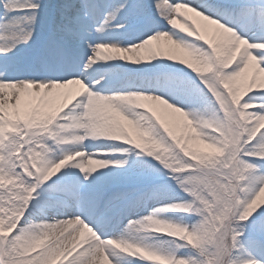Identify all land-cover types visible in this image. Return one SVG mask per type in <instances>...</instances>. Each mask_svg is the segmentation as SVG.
Returning a JSON list of instances; mask_svg holds the SVG:
<instances>
[{
	"label": "snow or ice",
	"instance_id": "obj_1",
	"mask_svg": "<svg viewBox=\"0 0 264 264\" xmlns=\"http://www.w3.org/2000/svg\"><path fill=\"white\" fill-rule=\"evenodd\" d=\"M0 8V264H264V0Z\"/></svg>",
	"mask_w": 264,
	"mask_h": 264
},
{
	"label": "rangeland",
	"instance_id": "obj_2",
	"mask_svg": "<svg viewBox=\"0 0 264 264\" xmlns=\"http://www.w3.org/2000/svg\"><path fill=\"white\" fill-rule=\"evenodd\" d=\"M200 1V0H199ZM205 1V0H203ZM206 2H210L213 3L215 2V0H206ZM3 9L0 8V13H2ZM198 20V18L196 19ZM24 50H28V49H22L19 51V53L24 52ZM28 53V52H27ZM27 53H25L24 55L21 56H17L16 59L19 60L20 58H22L23 56L27 55ZM130 67V66H128ZM177 68H179L180 66H176ZM105 73L103 72V69L96 75L95 78L99 79L100 76L104 75ZM136 81V80H135ZM134 81V82H135ZM71 91L70 92H74V91H78L79 90V86L78 85H74V86H70L69 88ZM68 91V90H65ZM246 98V96L244 97ZM259 102V101H257ZM177 115L178 114H174ZM192 128H194V125L191 126ZM264 130V129H262ZM200 133L199 129H195L193 132H190V135H198ZM177 134L179 136H183L184 133V129L183 126H181V128L179 129V131L177 132ZM200 138L202 139V135L200 136ZM92 141V142H91ZM94 140H88L85 142L84 147L87 148L88 152L92 153V152H96L97 150L103 148L106 151H110V152H114L116 155L114 156H106L103 157L106 160H119V161H124L127 160L128 162V166L133 168L136 172H143L147 169L148 165L152 164V165H157V161L154 158L148 157L145 153L140 152V150H137L134 148V146H130V145H126L121 141H107V140H103L98 141L99 143H102L103 145L98 147L96 145L95 148L92 145V143ZM117 143H121V146L118 145ZM91 144V145H90ZM106 144V145H104ZM117 144V145H116ZM129 149L128 154L126 155H120V153L123 151V149ZM80 159V158H77ZM87 165L86 161H82ZM72 163V162H69ZM88 167H92L91 165H87ZM98 171L100 169H97ZM71 171H76L78 174V170H71ZM108 171V170H105ZM161 171H163L161 169ZM99 175V173H98ZM167 181V177L166 176H160L155 183L157 184H164ZM7 184V183H5ZM11 185H5V189L10 188ZM119 185L114 186V190L115 188H118ZM171 195H173L168 189H164V191L161 194V197L159 199H149L146 201V203L140 205L138 208H136L133 212V214L128 218V219H124L122 224L120 225V230L121 228L124 229V227H126L129 223V219H139L142 216H147L149 213H151L152 211H154L156 208H159L162 206V204L164 202H167V197H170ZM180 196H183V193L179 194ZM264 206V204L258 205L257 210H259V207ZM161 218L164 219H179V217L175 216L172 213H163L161 214ZM184 222L187 224H193L195 222V220L197 219L196 217H184ZM158 244H160V246L162 247H169V243H168V238L167 237H161L158 241H156ZM139 254H137L138 258ZM135 263V262H134ZM125 264H127V262H125ZM147 264H155L154 261H147Z\"/></svg>",
	"mask_w": 264,
	"mask_h": 264
},
{
	"label": "bare ground",
	"instance_id": "obj_3",
	"mask_svg": "<svg viewBox=\"0 0 264 264\" xmlns=\"http://www.w3.org/2000/svg\"><path fill=\"white\" fill-rule=\"evenodd\" d=\"M199 2L203 3V2H205V1L200 0ZM208 3H210V2H208ZM188 17H191V19L189 20L190 23H191L193 20H196V19H197V17H194L191 13L188 14ZM184 19H185V17H181V18H180V22L182 23ZM135 82H136V83H139L138 80H136ZM67 90H68V91H71L70 89H67ZM99 141L102 142V139L99 140ZM91 142H92V141H91ZM93 142H94V144L92 143V145H91V144H90V145L93 146L94 148H95L96 146L100 147V146L103 145L102 143H99L98 141H93ZM117 144L121 146V143H117ZM117 144H116V145H117ZM94 145H96V146H94ZM104 145H106V144H104ZM132 220H136V219H132ZM127 226H128V225H127ZM127 226L124 227V229L121 228L120 231H124V230L127 228ZM134 264H135V263H134Z\"/></svg>",
	"mask_w": 264,
	"mask_h": 264
}]
</instances>
